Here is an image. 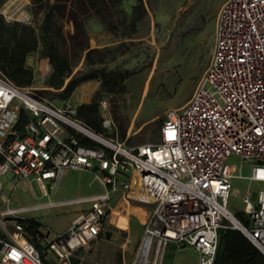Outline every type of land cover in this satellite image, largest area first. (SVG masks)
<instances>
[{"label": "built area", "instance_id": "obj_1", "mask_svg": "<svg viewBox=\"0 0 264 264\" xmlns=\"http://www.w3.org/2000/svg\"><path fill=\"white\" fill-rule=\"evenodd\" d=\"M24 5L6 20L32 23ZM36 73V71H35ZM33 84L19 87L0 70V199L7 175L37 184L42 197L58 188L70 170L89 171L102 192L69 201L0 209V264H74L110 227L114 205L152 206L144 226V264H163L167 248L192 247L199 264H214L219 232L231 222L264 255V0H226L216 18L210 63L194 94L168 112L160 142L129 146L96 134L78 118L72 99L62 106ZM104 126L115 127L107 100L100 101ZM83 135L102 147L84 145ZM252 164L244 225L229 210L236 166ZM89 204L66 232L30 240L26 211ZM233 219L238 224L233 222ZM41 245L44 250H40ZM48 253L54 260L47 259Z\"/></svg>", "mask_w": 264, "mask_h": 264}, {"label": "rangeland", "instance_id": "obj_2", "mask_svg": "<svg viewBox=\"0 0 264 264\" xmlns=\"http://www.w3.org/2000/svg\"><path fill=\"white\" fill-rule=\"evenodd\" d=\"M37 1V0H35ZM0 0V11H5L9 17L19 5H24L25 11L32 17V23L39 31L44 16L46 0ZM148 14L139 24L138 32L133 35L132 45L119 58L123 67L134 69V74L127 80V92L119 95L102 93L107 100L111 120L115 127L110 130L104 126L105 132L125 141L127 145L153 144L160 142V130L167 119L168 112L182 107L194 94L204 72L203 61L199 58V50L204 46L215 44L216 18L218 11L226 0H144ZM150 2V3H149ZM134 1L125 0L122 6L106 10L112 12L118 19L122 9L130 12ZM193 16H208L211 18L209 27L194 43L184 44L174 31L177 21L183 12ZM63 34L70 46V36L74 33L73 23L66 17L58 19ZM14 22V21H12ZM90 45L94 48H114L122 42L119 33H111L96 9L91 8L86 18ZM173 32H175L173 34ZM70 49V48H69ZM28 65L36 71V85L46 89L45 81L51 71L46 56L32 54ZM83 63L81 60L75 70ZM115 64V63H114ZM100 84H86L79 87L71 99L76 104L91 103ZM53 103L62 106V100L46 96ZM126 131L122 140L121 132ZM229 164L236 166L232 180V191L229 200V210L237 216L244 213V199L247 194H253L259 185L250 180L252 164L244 163L233 156ZM3 198L0 199V209L8 205L20 208L50 201H69L88 197L102 192V186L93 182V174L89 171L70 170L63 177L58 188L50 193V197H42V192L36 183L23 180L16 190L17 181H12L9 174L3 178ZM89 204H75L53 207L44 210L26 211L22 215L41 223V230L50 231L51 237L57 232H66L72 225L74 217L85 213ZM152 206L140 203L119 202L114 205L110 215V227L102 237L88 250L84 251L81 264H144L142 260V244L144 226L150 217ZM130 218V226L127 222ZM237 218V217H236ZM141 222V223H140ZM229 226L234 227L231 222ZM110 233V238L107 234ZM188 250H191L189 248ZM188 253V252H187ZM192 264H198L192 258Z\"/></svg>", "mask_w": 264, "mask_h": 264}, {"label": "trees", "instance_id": "obj_3", "mask_svg": "<svg viewBox=\"0 0 264 264\" xmlns=\"http://www.w3.org/2000/svg\"><path fill=\"white\" fill-rule=\"evenodd\" d=\"M124 1L46 0L39 31L33 25L22 21L9 22L0 13L1 72L19 87L31 86L35 83L36 73L33 67L28 65V58L35 53L46 56L49 58L51 72L45 81L46 89H41L38 93L63 101L70 99L84 83L98 81L100 87L94 100L79 105L77 118L96 134L116 137L107 134L103 126L100 101L105 97L102 98V93L119 95L127 92V80L133 76L134 69L123 67L122 63L127 61H119V58L125 54V49L128 50L132 45L133 35L138 32L140 22L148 14L144 0H131L134 1L131 11L122 9V15L118 19L106 10L107 7L113 9L122 6ZM91 8L102 14L111 33L120 32L122 42L119 45L114 48H91L86 23ZM60 17L68 18L74 25L70 46L67 45L59 25ZM210 22L211 18L208 16H193L185 11L177 21L175 36L184 44L194 43L207 31ZM211 45L204 46L198 53L205 69L213 54L214 48ZM81 60V67L75 70ZM121 138H126L125 130L121 132ZM80 139L84 145L102 147L83 135H80ZM236 217L244 225L249 224L245 213L240 212ZM28 223L29 238L35 241L34 237L40 232L42 225L35 219L28 220ZM106 236L110 238L111 234ZM38 246L41 251L44 250L41 245ZM75 264H78L77 261ZM214 264H264V255L242 231L228 226L219 232V246Z\"/></svg>", "mask_w": 264, "mask_h": 264}, {"label": "crops", "instance_id": "obj_4", "mask_svg": "<svg viewBox=\"0 0 264 264\" xmlns=\"http://www.w3.org/2000/svg\"><path fill=\"white\" fill-rule=\"evenodd\" d=\"M91 48H94L93 46H91ZM48 58V57H47ZM49 60V58H48ZM51 68V65H50ZM35 71V70H34ZM51 72V71H50ZM50 74V73H49ZM38 79V77L36 76L35 78V85H36V80ZM94 82L100 84L98 81H91V82H87L84 83L81 86H84L86 84H94ZM80 86V87H81ZM71 99V98H70ZM63 101V100H62ZM80 105V104H79ZM94 182V181H93ZM103 190V189H102ZM90 208V207H89ZM88 208V209H89ZM79 216V215H78ZM77 216V217H78ZM77 217H74L72 220V223L77 219ZM130 218L127 222V225L130 226ZM141 223V222H140ZM59 232H57L58 234ZM62 233V232H60ZM104 234V233H103ZM102 234V235H103ZM189 248H191V250H188ZM85 250H80L77 254L76 257L74 259V264L75 261H77L78 264H81L82 260H84V253ZM188 252V253H187ZM192 258H196L198 264H199V259H198V254L196 253V251L192 248V247H183V248H179L177 247V245L175 244H170L167 248L166 254H165V258L163 261V264H192ZM47 259L49 260V262H51V260H54V255L52 253H48L47 255Z\"/></svg>", "mask_w": 264, "mask_h": 264}, {"label": "water", "instance_id": "obj_5", "mask_svg": "<svg viewBox=\"0 0 264 264\" xmlns=\"http://www.w3.org/2000/svg\"><path fill=\"white\" fill-rule=\"evenodd\" d=\"M234 228H236V229H238V230H240V231H242L238 226H235ZM243 232V231H242Z\"/></svg>", "mask_w": 264, "mask_h": 264}, {"label": "bare ground", "instance_id": "obj_6", "mask_svg": "<svg viewBox=\"0 0 264 264\" xmlns=\"http://www.w3.org/2000/svg\"><path fill=\"white\" fill-rule=\"evenodd\" d=\"M233 222H234L235 224H238L237 221H236L235 219H233Z\"/></svg>", "mask_w": 264, "mask_h": 264}]
</instances>
